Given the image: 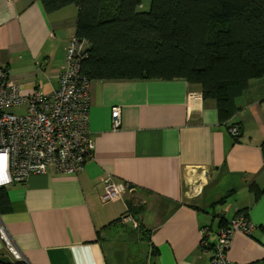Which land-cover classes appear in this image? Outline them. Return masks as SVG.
Returning <instances> with one entry per match:
<instances>
[{
    "label": "crops",
    "instance_id": "obj_1",
    "mask_svg": "<svg viewBox=\"0 0 264 264\" xmlns=\"http://www.w3.org/2000/svg\"><path fill=\"white\" fill-rule=\"evenodd\" d=\"M78 8L46 12L41 0H0V65L20 92L49 93L58 86L65 46ZM237 111L218 119L216 103L184 79L91 80L89 132L92 158L77 174H32L6 187L9 209L0 215L21 259L28 264H144L149 230L156 264H209L219 228L246 211L251 234L232 233L226 256L264 264V77L236 98ZM120 107V127L111 109ZM236 124L239 135H231ZM133 185L102 202L103 180ZM260 190L255 196L250 186ZM133 197L137 223L112 224ZM202 228H207L204 236ZM137 231V232H136ZM114 232V233H113ZM114 238L109 257L104 240ZM136 247L124 245V238ZM206 247H201V239ZM0 253L10 259L0 239Z\"/></svg>",
    "mask_w": 264,
    "mask_h": 264
},
{
    "label": "trees",
    "instance_id": "obj_2",
    "mask_svg": "<svg viewBox=\"0 0 264 264\" xmlns=\"http://www.w3.org/2000/svg\"><path fill=\"white\" fill-rule=\"evenodd\" d=\"M46 12L78 8L74 36L86 47L81 71L91 80L184 79L198 83L204 99L216 103L218 119L229 120L235 100L252 79L264 77V0H41ZM235 126L237 135L239 127ZM264 159V144L261 147ZM133 186V185H132ZM134 188V187H133ZM250 190L258 195L256 184ZM127 199L124 215L141 205ZM9 209L6 187H0V215ZM248 218L246 211L238 212ZM124 224V223H122ZM137 232V231H136ZM149 247L144 264H156L157 250L149 230L138 225ZM0 264H28L0 253Z\"/></svg>",
    "mask_w": 264,
    "mask_h": 264
},
{
    "label": "built area",
    "instance_id": "obj_3",
    "mask_svg": "<svg viewBox=\"0 0 264 264\" xmlns=\"http://www.w3.org/2000/svg\"><path fill=\"white\" fill-rule=\"evenodd\" d=\"M86 42L72 35L65 46L64 61L58 74V86L49 93L35 90L20 92L9 77L7 67L0 65V187L21 183L32 174H77L92 158L94 142L89 132L90 78L81 71V57ZM22 111L13 112L14 108ZM113 129L120 127V107L111 109ZM232 135L237 128H230ZM102 202H110L131 192L128 183H115L110 176L103 180ZM122 223H137L130 214ZM239 230L251 234L253 225L243 214L237 213L225 227L219 228L217 241L210 248L209 264H241L230 260L226 251L232 233ZM203 236L208 233L202 228ZM0 239L14 258L19 251L0 222ZM201 247H206L204 238Z\"/></svg>",
    "mask_w": 264,
    "mask_h": 264
},
{
    "label": "rangeland",
    "instance_id": "obj_4",
    "mask_svg": "<svg viewBox=\"0 0 264 264\" xmlns=\"http://www.w3.org/2000/svg\"><path fill=\"white\" fill-rule=\"evenodd\" d=\"M149 3H150V0H143V3H142V7H141V9H142V10H146V9H148V7H149ZM11 111H13V112H19V111H22V109H21V107H20V108H14V109H12ZM113 233H114V232H113ZM115 235H116V234H115ZM114 238H115L116 243H117V239L120 238V236H117V235H116L115 237H112L111 239H113V240H110V239H106V240H104V245H105V248H106V250H107V252H108L109 257H111V255H114V254L111 253V251H112L111 245L113 246ZM124 240H125V241L123 242V244H124V245H127V246H129V247H131V249L135 248L136 245H137L136 240H135L134 238H132V237H126V238H124ZM5 248L7 249L6 246H5ZM7 251H8V253L13 257V255L9 252L8 249H7ZM13 258H14V257H13Z\"/></svg>",
    "mask_w": 264,
    "mask_h": 264
},
{
    "label": "bare ground",
    "instance_id": "obj_5",
    "mask_svg": "<svg viewBox=\"0 0 264 264\" xmlns=\"http://www.w3.org/2000/svg\"><path fill=\"white\" fill-rule=\"evenodd\" d=\"M232 135V134H231ZM237 135V134H236Z\"/></svg>",
    "mask_w": 264,
    "mask_h": 264
}]
</instances>
